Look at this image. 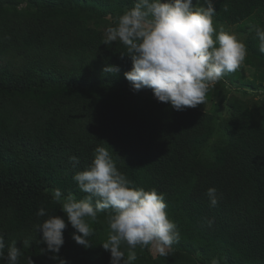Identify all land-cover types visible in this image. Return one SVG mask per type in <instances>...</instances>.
<instances>
[{
	"label": "trees",
	"instance_id": "16d2710c",
	"mask_svg": "<svg viewBox=\"0 0 264 264\" xmlns=\"http://www.w3.org/2000/svg\"><path fill=\"white\" fill-rule=\"evenodd\" d=\"M132 0H0V235L5 257L16 241L19 264H59L45 251L35 225L50 215L66 220L58 257L68 264H111L102 219L89 221L91 247L78 245L52 191L82 199L73 180L102 145L139 189L164 194L181 239L168 256L136 249L134 264H198L197 252L225 264H264V108L233 97V117L169 103L123 88L132 61L123 45L103 43L91 25ZM24 5V6H23ZM215 19L249 31V84L264 82V53L255 26L264 27V0H216ZM92 19V21H91ZM94 20L95 25H99ZM251 23L250 26H243ZM118 65V74H105ZM231 73H227L229 75ZM211 96V94L207 93ZM219 106L214 105V110ZM78 156L74 169L70 156ZM215 187L216 207L204 195ZM40 207L47 215L38 217ZM213 220L209 227L207 221ZM31 240L25 246L24 240ZM0 264H6L0 258Z\"/></svg>",
	"mask_w": 264,
	"mask_h": 264
},
{
	"label": "clouds",
	"instance_id": "9594fccd",
	"mask_svg": "<svg viewBox=\"0 0 264 264\" xmlns=\"http://www.w3.org/2000/svg\"><path fill=\"white\" fill-rule=\"evenodd\" d=\"M217 11L213 0H133L128 8L104 31L103 43L123 45L122 58H131V70L124 73L134 92L151 89L158 102L169 103L173 109L183 111L196 108L206 101L207 93L227 73L241 69L247 57V46L237 35L214 24ZM258 50L264 53V27L255 26ZM105 74H118V65H106ZM75 169L78 156H70ZM73 180L79 191L86 195L76 199L69 194L62 200V191L56 189L55 202L66 214L67 222L75 229L72 238L78 245L89 248L94 232L89 221H96L98 214L108 211V238L102 243L110 251L111 264H134L136 249H155L160 256H168L174 243L181 239L177 225L166 211L164 194L155 188H135L132 181L121 172L108 148L98 145L91 163L76 171ZM204 195L210 207L219 203L215 187ZM38 217L47 215L40 207ZM208 220V226L213 224ZM66 220L50 215L35 225L42 232L45 251L53 254L59 264H68L58 253L65 243ZM31 246V240H24ZM4 236L0 235V258L6 264H19L21 249L13 241L4 253ZM28 264L33 261L28 258ZM212 264H218L213 260Z\"/></svg>",
	"mask_w": 264,
	"mask_h": 264
},
{
	"label": "rangeland",
	"instance_id": "374dc122",
	"mask_svg": "<svg viewBox=\"0 0 264 264\" xmlns=\"http://www.w3.org/2000/svg\"><path fill=\"white\" fill-rule=\"evenodd\" d=\"M215 1L216 0H213V2ZM130 3L131 4L127 6L123 11L121 10L117 13L111 12L107 16H104L102 19L99 20H96L97 17L95 15V12H92L91 17L93 18V21L91 19V25L98 28L104 34V31L108 25L112 24V22L115 21L120 15H122L128 8L133 6V0ZM193 3L195 4L196 0H193ZM94 20H96V23L98 22L99 25H95ZM214 24L222 25L225 27V29L234 32L237 37L246 44L247 57L241 69L229 75L225 74V76L218 83H216L214 87L210 88L208 93L211 94V96L207 95L205 103L200 104L197 107H200L201 109L206 111L217 112V114L222 117L232 118L234 112L233 103L235 102L234 100H236L233 97H238L237 99L243 102L244 106L251 111H257V108H264V82L260 84L257 80L255 81V84H249V81L254 79L255 72L254 65L249 64L252 53L250 49V41L248 40L249 31H241L238 27V24L232 25L219 22L215 19V17ZM242 25L248 27L251 25V23H248L247 25H244L243 23ZM123 88L127 89L128 91L134 92L130 84L125 85ZM134 93L139 94L144 98L156 99L151 89H143ZM214 105H217L219 107L214 110ZM54 191L55 190L52 191V195L54 194ZM67 196L68 195L63 193L62 191V200L64 197ZM73 196L75 197V195ZM102 224L107 230L105 232V235L108 238V225L106 218L102 219ZM150 252L154 256L159 255L155 251V249H152ZM196 258L198 259V264H212L213 260L218 261V264H225L219 258L206 256L202 252H197Z\"/></svg>",
	"mask_w": 264,
	"mask_h": 264
}]
</instances>
